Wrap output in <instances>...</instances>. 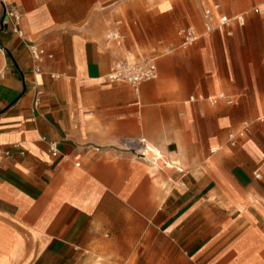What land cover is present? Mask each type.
<instances>
[{"label":"crops","instance_id":"0c3cea01","mask_svg":"<svg viewBox=\"0 0 264 264\" xmlns=\"http://www.w3.org/2000/svg\"><path fill=\"white\" fill-rule=\"evenodd\" d=\"M223 1L229 35L209 0H0V264H264V0ZM163 49L137 94L106 80Z\"/></svg>","mask_w":264,"mask_h":264},{"label":"built area","instance_id":"2783aa9c","mask_svg":"<svg viewBox=\"0 0 264 264\" xmlns=\"http://www.w3.org/2000/svg\"><path fill=\"white\" fill-rule=\"evenodd\" d=\"M212 2L210 7H207L203 10V19H204V33L208 34L211 32H220L229 35L227 32V28L232 22H235L239 25H243L244 16L242 14L236 15L232 18L220 14V5L216 2V0H209ZM7 16L14 19V21H18L19 16L17 15L15 10H9L6 13ZM17 24H15L16 26ZM120 22L116 23V26H119ZM15 33L19 34V32L14 29ZM178 34L181 38V48H186L191 44L195 43L200 35L196 34L191 28H184L178 31ZM107 40L113 43L117 47H121L124 42V36L117 30L110 31L107 34ZM30 56L36 66L34 67L35 73H40V68L38 66L45 58L50 59L51 55L45 53L43 49L38 47L35 44H29L28 46ZM157 69L156 64L152 59L147 60H130V53L125 52L122 57L116 61H114L110 69L106 75V80L109 83H125L129 85L134 93H138L139 87L142 83L152 81L156 78ZM221 97L208 99L211 105L217 103V101ZM190 101H193V98H190ZM231 104L230 101L227 102ZM232 138V135H229V139ZM51 154L56 155V149L54 144L50 145ZM215 149H210V153H214ZM9 155L8 151L2 150L0 148V166L2 165L5 158ZM255 178H259L258 174L254 175Z\"/></svg>","mask_w":264,"mask_h":264},{"label":"rangeland","instance_id":"374dc122","mask_svg":"<svg viewBox=\"0 0 264 264\" xmlns=\"http://www.w3.org/2000/svg\"><path fill=\"white\" fill-rule=\"evenodd\" d=\"M116 1H118V0H111V2H109V3L116 2ZM106 2H108V0H106ZM222 2H224V1L222 0ZM232 2H235L236 4H238L240 6H244L242 8H239L240 9L239 11H243V10L250 9L254 5L255 0H232ZM105 5H107V4H105ZM119 12H120V10H119ZM177 31H178V28H176V30H175L176 37H177ZM124 52H126V51L123 50V53ZM151 53H153L154 55H151V56H149L150 58L149 57H147V58L152 59L154 62H157L158 59L161 57V55L168 54V53H170V51H167L166 49H163V50H160L159 52L157 50L150 51L149 54H151ZM130 54H131L130 57H132L133 54L132 53H130ZM211 149H215V148H211ZM137 158H143V156L137 154ZM150 159L151 158L147 157L146 161H147L148 164L151 165L154 161H152ZM170 160L175 162V164H174L175 166H178V160L177 159L168 158L165 155H163V159L158 160L157 162H154L157 165L156 166L157 168L154 169V173L156 174L161 169H165L166 168L165 167V162L170 161ZM175 169H169V170L176 171Z\"/></svg>","mask_w":264,"mask_h":264},{"label":"bare ground","instance_id":"6f19581e","mask_svg":"<svg viewBox=\"0 0 264 264\" xmlns=\"http://www.w3.org/2000/svg\"><path fill=\"white\" fill-rule=\"evenodd\" d=\"M143 153H145L147 156H149L151 159H154V156H153V154L149 151V150H147V148H146V146L144 145L143 146Z\"/></svg>","mask_w":264,"mask_h":264}]
</instances>
